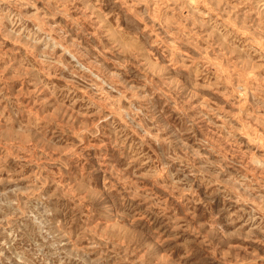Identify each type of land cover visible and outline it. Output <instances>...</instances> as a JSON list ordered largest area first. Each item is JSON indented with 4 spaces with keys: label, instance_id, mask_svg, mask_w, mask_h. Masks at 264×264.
<instances>
[{
    "label": "rangeland",
    "instance_id": "obj_1",
    "mask_svg": "<svg viewBox=\"0 0 264 264\" xmlns=\"http://www.w3.org/2000/svg\"><path fill=\"white\" fill-rule=\"evenodd\" d=\"M0 264H264V0H0Z\"/></svg>",
    "mask_w": 264,
    "mask_h": 264
}]
</instances>
